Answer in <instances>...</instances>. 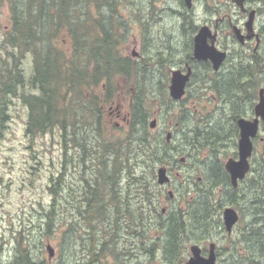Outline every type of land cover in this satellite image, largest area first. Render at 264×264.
Masks as SVG:
<instances>
[{
    "label": "trees",
    "instance_id": "1",
    "mask_svg": "<svg viewBox=\"0 0 264 264\" xmlns=\"http://www.w3.org/2000/svg\"><path fill=\"white\" fill-rule=\"evenodd\" d=\"M1 2L9 8L11 24L0 32V136L8 119L11 96L20 95L29 110L27 134L36 136L57 130L62 147V171L51 179L53 203L44 213L42 223L47 229L57 223L55 209L70 166L81 167L80 186L75 183L69 187L72 219L63 234L60 260L70 253H66L65 245L71 240H78L82 250L86 249L87 252L81 254L88 264H97L109 253L123 262L133 258L135 254L129 244L120 242L130 237L121 236L120 232L150 231L145 206L152 200V194L147 185L155 179L153 175L150 181H145L139 170L149 167L153 171L158 165L171 169L183 155L188 161H194L198 174L206 176L210 169L214 171L212 174H220L215 170L221 168L220 160L237 150V125H231L236 132H230V127L210 120L238 117L241 81L238 63L206 81L208 94H196L188 89L183 102L194 99L193 106H182L176 124L168 130L167 126H162V121L175 105L168 84L169 69L177 60L176 55L160 54L138 60L122 55L120 46L129 29L119 10L120 0ZM27 56L32 58L28 76L22 66ZM121 79L125 82L122 81L131 117L130 122L124 124L123 133L109 141L105 138L110 125L106 113L122 96ZM196 81L200 80L192 82ZM253 86L252 83L250 87ZM155 118L158 124L152 128L150 124ZM169 131L172 137L167 141ZM92 157L96 164L88 176L91 168L88 162ZM258 170L264 184V154L259 157ZM123 174L140 182L143 195L140 201L130 204L117 194ZM193 180L201 190L195 198L198 223L203 231H208L209 216L215 214L209 199L210 187ZM261 189L264 191V186ZM172 217L161 252V258L169 264L175 263L180 223L190 221V212L187 216L184 213L181 219L175 214ZM99 222L108 223L104 227L108 235H95ZM42 225L41 222L34 224L32 230L42 229ZM80 230L83 234H79ZM42 233L46 234L45 228ZM263 234L264 227L260 234L264 264ZM254 239H257L255 235L251 236V241ZM32 252L29 242L20 244L11 264H47ZM156 253L150 251V256L155 258ZM152 258L149 264L153 263ZM229 262L241 264L239 258Z\"/></svg>",
    "mask_w": 264,
    "mask_h": 264
},
{
    "label": "flooded vegetation",
    "instance_id": "2",
    "mask_svg": "<svg viewBox=\"0 0 264 264\" xmlns=\"http://www.w3.org/2000/svg\"><path fill=\"white\" fill-rule=\"evenodd\" d=\"M149 3L151 4L150 0ZM179 3L181 5L179 9L169 8L182 18L180 30L183 31L182 33H187V50L182 52V55H176L172 46L169 45L171 42L170 35L165 36L167 33L160 37L159 44L162 47L157 49L156 38L149 29L151 20L148 12L145 17L146 29L143 43L145 49L143 50V55L133 52V57L151 59L160 54L176 55L175 59L177 60L169 69L170 81L168 90L172 71L180 69L187 73L190 67L191 76L186 86L185 96L188 89L196 94L209 93L205 87L207 86L206 81L214 77V75L226 71L229 67H235V64L238 63L241 74L237 99L238 117L236 119L227 117L222 120H210L211 123L221 122L225 127H230V132H236L231 125H237V150L234 154L229 155L225 161L223 159L220 160L221 168L215 169L220 171V174H212L211 172L214 171L210 168V172H206V176L203 173L198 174V171H194L191 174L187 189L184 188L178 194L172 189L174 180L166 166L171 181L165 185L158 183L162 191H159L160 194L151 193L152 200L145 206V211L149 216L147 217L151 227L150 231L123 232V235L131 238L125 240V242H122L123 240L120 242L129 244V249L135 254L134 259L146 257L149 261L145 263L149 264L151 260L150 251L158 253L163 248L167 227L172 222V215L175 214L176 217L181 219L182 215L185 213L187 216L189 211L190 221L181 220V228L176 238L174 251L177 253L176 264H187L188 260L193 256L191 248L194 245L201 248L203 257L209 256L213 245L216 256L215 264H231L229 261L233 262L236 258L241 260V264H263L261 262L263 238L260 234L261 228L264 227V191L261 189L264 184L260 181L258 169L259 157L264 154V118L262 115L258 116L257 107L261 103L262 90L264 89V22H259L260 17L264 13V0H245L244 10L238 7L233 0H192L191 7L186 4L185 0H179ZM260 3L262 4L261 6H259ZM199 5L203 8V11ZM232 5L238 9L240 14L238 18L233 17L230 13ZM201 14L202 19H200ZM251 15L252 24L248 25ZM203 27H207L209 32L205 37V44L211 46L214 43L217 49L226 53V57L218 69L214 68V63L211 59L199 60L194 57L195 38ZM235 27L239 30L238 36L235 33ZM251 69L254 70L251 71ZM194 79H199V83L197 81L193 83ZM252 83L254 84L253 88L250 87ZM171 99L175 104L182 100L177 101L172 97ZM106 117L109 121L113 118L122 119V122H116L118 127H122L123 124L127 125L130 122L131 115L129 111L123 114L117 104H112L106 113ZM257 118V133L252 138L253 152L249 157L250 169L245 177L239 179L237 184L234 185L231 174L226 169V162L230 158L239 159L238 146L241 137L239 120L255 121ZM181 157H185L184 162L181 161ZM179 161L186 163L188 160L186 156L182 155L179 157ZM253 174L255 179L251 181ZM193 179H197L210 187L209 199L211 204L214 205L213 212L215 214L209 216L210 223L207 225L210 230L208 231H203L198 223V201L195 198L201 190ZM201 187L204 186L201 185ZM163 201L166 202V205H162L161 208L160 205ZM226 208H233L238 214V221L233 225L231 231L227 229L225 224L224 211ZM216 235L221 237V239L216 238ZM254 235L257 239L251 241V236ZM132 236L137 238L132 239ZM184 252L187 253L186 256H183ZM113 257L115 258L114 255Z\"/></svg>",
    "mask_w": 264,
    "mask_h": 264
},
{
    "label": "rangeland",
    "instance_id": "3",
    "mask_svg": "<svg viewBox=\"0 0 264 264\" xmlns=\"http://www.w3.org/2000/svg\"><path fill=\"white\" fill-rule=\"evenodd\" d=\"M150 2L151 4L149 0H120L118 4L119 10L122 19L127 21V28L129 29L126 33V39L120 46L121 54L126 57L137 58L134 60H138V57H133V52L143 55V50L145 49L143 44L146 29L145 17L149 12L151 20L149 29L156 38L157 49L162 47L159 44L160 37L167 33L165 36L170 35L171 42L169 45L172 46L173 51L176 55H182V52L187 50V33H182L183 31L180 30L182 18L170 9H179L181 7L179 0H150ZM261 5L260 3L259 6ZM200 8L203 11L201 6ZM230 13L236 18L240 15L234 5H232ZM200 19H202V14ZM10 21L9 8L6 3H2L0 0V32L10 26ZM259 22H264V13L260 17ZM259 22L258 24L261 25ZM22 66L27 76L30 75L32 58L27 56ZM122 81L125 83L124 80H120L119 87L122 90V96L117 100V105L121 108L122 113L126 114L129 108V101ZM200 94L202 95V93ZM194 101V99H189L183 102L182 99L176 103L170 109L169 114L163 117L162 126H167L168 130H172L171 125L176 124L175 119L182 106H193ZM7 114L8 119L4 121L5 127L2 128V135L0 136V262L2 264H11L16 258L17 247L20 244L29 242L33 250L32 254H36L40 259H45L47 264H88L81 254L82 252L85 254L87 251L85 248L82 250V245L77 243L78 240H71L70 243L65 245L67 246L65 247L66 253L70 252L71 255L68 253L65 259L60 260V246L63 244V234L66 231L67 222L72 219L70 203L73 200L69 197V187L72 184L75 185V183H78L75 186H80L81 183L78 179L81 174V167H77L76 164L70 166L67 173V183L64 184V191H60V203L55 209V217L58 218L57 223L51 229H47L42 223H44L43 220L45 219L44 213L50 210V206L53 203L50 191L53 185L51 179L57 177L62 171V147L58 132L55 130L54 132L36 136L28 135L26 127L29 110L20 95L11 96ZM116 122H122V119H110L107 136L105 137H108L109 141L121 135L123 128H125L124 124L122 127H118ZM226 159L227 156L223 160L225 161ZM95 164L96 160L93 157L90 158L88 165L91 168L88 169V176L91 174V169L94 168ZM159 167L160 165L155 167L153 171L149 167L139 170V172H142V179L144 178L145 181H150V177L154 175L153 183L147 185L150 193L160 194L159 191H162L157 182V169ZM169 171L174 180L172 189L178 194L184 188L187 189L191 174L194 171L197 172V169L194 161H187L186 163L178 161ZM137 176L141 178L140 174H137ZM173 176H178L180 180H178V177L174 179ZM139 188V181L123 174L117 194H120L123 200L129 201L130 204L131 202L136 203L140 201V196L143 198ZM68 197L69 199L65 200ZM162 205H166V202H162L161 208ZM40 222L42 229L36 228L32 230L34 224L38 225ZM98 226L99 229L98 232H95V235H108V231H105L108 223L99 222ZM43 228L46 231L44 235V232L42 233ZM81 232L79 234H83ZM123 232L125 231L120 232L121 236H124ZM26 237H28L27 240L23 242ZM218 239H221V237H218ZM122 242L125 241L123 240ZM49 244L55 248V254L51 258L47 250ZM162 251L163 248L156 253L155 258L151 257L153 260L151 264H166L165 260L161 258ZM186 255L187 253L184 252L183 256ZM147 261L149 260L146 257L137 259L129 257L123 262L109 253L108 255H103L97 264H147L145 263ZM174 264H176V259Z\"/></svg>",
    "mask_w": 264,
    "mask_h": 264
},
{
    "label": "water",
    "instance_id": "4",
    "mask_svg": "<svg viewBox=\"0 0 264 264\" xmlns=\"http://www.w3.org/2000/svg\"><path fill=\"white\" fill-rule=\"evenodd\" d=\"M186 4L191 7L192 0H185ZM234 3L242 10L245 9V0H233ZM248 25L252 24V15L248 21ZM235 33L238 36L239 30L235 27ZM207 27H203L199 34L195 38V50L194 57L196 59H211L214 63V68L218 69L221 63L226 57V53L220 51L214 45H206L205 37L208 35ZM215 37V36H214ZM136 53V52H135ZM191 76V68L189 67L187 73H184L180 69H174L171 75L170 83V96L174 100H181L186 94V86ZM257 114L262 115L264 118V89L262 90L261 103L257 107ZM151 127L155 128L157 126V119L151 121ZM239 126L241 129V137L239 139V159L230 158L226 162V169L229 171L232 177L233 184L236 185L239 179H243L246 173L250 169L249 157L253 152V142L252 138L257 133L258 128V118L255 121H247L244 119L239 120ZM172 137L171 132L166 136L167 141H170ZM182 162L185 161V157L180 158ZM171 181V177L168 173L166 166H160L157 169V182L160 185H165ZM172 194V192H171ZM225 224L229 231L232 230L233 225L238 221V214L233 208H226L224 211ZM193 256L188 260L187 264H215L216 256L214 252V246H211V251L208 257H203L201 255V248L199 246H192ZM49 257H53L55 254V248L49 244L47 246Z\"/></svg>",
    "mask_w": 264,
    "mask_h": 264
},
{
    "label": "bare ground",
    "instance_id": "5",
    "mask_svg": "<svg viewBox=\"0 0 264 264\" xmlns=\"http://www.w3.org/2000/svg\"><path fill=\"white\" fill-rule=\"evenodd\" d=\"M225 151V150H224ZM147 209V208H146ZM143 214V213H142Z\"/></svg>",
    "mask_w": 264,
    "mask_h": 264
}]
</instances>
